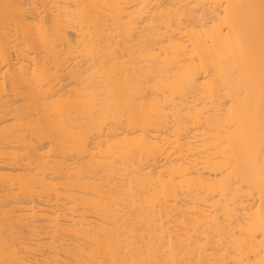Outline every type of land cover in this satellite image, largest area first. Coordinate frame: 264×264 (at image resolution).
I'll return each instance as SVG.
<instances>
[{"label":"bare ground","instance_id":"6f19581e","mask_svg":"<svg viewBox=\"0 0 264 264\" xmlns=\"http://www.w3.org/2000/svg\"><path fill=\"white\" fill-rule=\"evenodd\" d=\"M0 264H264V0H0Z\"/></svg>","mask_w":264,"mask_h":264}]
</instances>
